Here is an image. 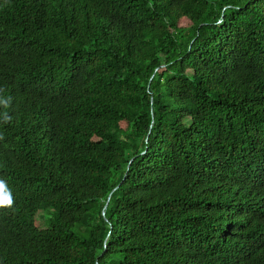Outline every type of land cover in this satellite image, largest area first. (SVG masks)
Here are the masks:
<instances>
[{"label": "trees", "instance_id": "1", "mask_svg": "<svg viewBox=\"0 0 264 264\" xmlns=\"http://www.w3.org/2000/svg\"><path fill=\"white\" fill-rule=\"evenodd\" d=\"M0 264H264V0H0Z\"/></svg>", "mask_w": 264, "mask_h": 264}, {"label": "rangeland", "instance_id": "2", "mask_svg": "<svg viewBox=\"0 0 264 264\" xmlns=\"http://www.w3.org/2000/svg\"><path fill=\"white\" fill-rule=\"evenodd\" d=\"M44 222H45V219H44V218H41V219H40V223H41L42 225H44V224H45Z\"/></svg>", "mask_w": 264, "mask_h": 264}]
</instances>
